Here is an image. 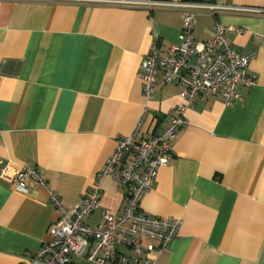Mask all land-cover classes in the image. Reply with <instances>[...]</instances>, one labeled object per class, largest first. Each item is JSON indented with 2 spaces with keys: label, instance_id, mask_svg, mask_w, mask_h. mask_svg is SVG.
<instances>
[{
  "label": "crops",
  "instance_id": "obj_1",
  "mask_svg": "<svg viewBox=\"0 0 264 264\" xmlns=\"http://www.w3.org/2000/svg\"><path fill=\"white\" fill-rule=\"evenodd\" d=\"M204 1L264 8V0ZM216 23L242 28L229 37L238 53L255 54L256 83L241 86L231 104L202 95L186 112L173 160L141 201L148 215L182 218L156 264H264V15L198 12L195 39H211ZM182 28L179 9L0 0V264H21L50 238L59 217L51 192L73 209L120 137L136 129L150 137L177 114L181 85L159 76L147 99L140 66L154 42L162 55L178 44ZM24 164L45 183L27 177L20 190L7 174ZM125 205L106 176L86 223L98 225L106 211L121 215Z\"/></svg>",
  "mask_w": 264,
  "mask_h": 264
},
{
  "label": "built area",
  "instance_id": "obj_2",
  "mask_svg": "<svg viewBox=\"0 0 264 264\" xmlns=\"http://www.w3.org/2000/svg\"><path fill=\"white\" fill-rule=\"evenodd\" d=\"M69 1L181 10L180 42L170 45L165 55L154 42L140 66L147 99L152 97L157 78L161 76L166 84L181 85V101L176 108L177 114L157 133L146 138L136 129L120 137L94 185L73 209L64 207L59 197L51 192L59 217L49 229L50 238L38 252L25 255L21 264H75V257L85 258L90 264H156L177 236L182 218L148 215L141 209V201L151 189L158 170L173 160L172 146L177 132L190 124L186 112L195 107L196 99L202 95L220 94L226 104H231L240 98L241 86L251 87L256 83L249 73L255 54L238 53L229 37L233 31H243L242 28L216 23L211 39L197 41L193 33L195 16L202 11L215 14L221 10L264 15V8L221 6L204 0ZM7 175L17 182L20 190H26L27 177L45 183L37 169L27 164L9 169ZM106 176H112L123 191L124 212L116 215L106 211L101 223L90 225L86 220L100 207L102 181Z\"/></svg>",
  "mask_w": 264,
  "mask_h": 264
}]
</instances>
